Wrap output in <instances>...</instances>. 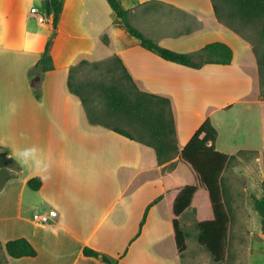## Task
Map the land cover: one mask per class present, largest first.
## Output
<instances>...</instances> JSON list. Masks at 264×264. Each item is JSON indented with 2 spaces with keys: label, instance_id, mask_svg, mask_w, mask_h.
<instances>
[{
  "label": "crops",
  "instance_id": "obj_1",
  "mask_svg": "<svg viewBox=\"0 0 264 264\" xmlns=\"http://www.w3.org/2000/svg\"><path fill=\"white\" fill-rule=\"evenodd\" d=\"M119 1L128 11L129 23L155 43L197 60L204 45L219 41L232 49L231 62L194 68L165 60L116 23L107 0H63L54 31L49 0H0V247L9 258L7 264H106L84 255L85 247L116 258L118 264H188L190 257L186 262L184 258L191 222L199 251L206 253L198 243L196 226L213 216L205 189L195 192L191 206L178 218L186 234L182 256L172 226L174 198L185 185L197 183L178 155L206 118L217 130L215 148L234 155L221 176L225 197L229 191L235 196L237 178L240 189L263 196L258 190L264 165L257 163L256 169L253 165L264 159L258 59L251 42L235 31L260 30L262 17L242 12L227 0ZM52 35L53 68L42 74L37 99L29 70ZM110 59L119 61L139 90L170 99L178 151L165 163L157 162L153 147L91 123L85 105L69 90L71 66L81 60ZM211 76L218 81L225 76L226 83L219 86ZM188 80L196 84L209 80L211 85L203 86L217 90V95L194 83L206 94L187 93ZM33 145L41 150L46 167L18 163L19 151ZM34 176L42 181L38 190L27 186ZM50 209L56 211L50 222L33 220L34 213ZM18 237L35 247V256L6 255L3 244ZM254 252L262 255L264 249Z\"/></svg>",
  "mask_w": 264,
  "mask_h": 264
},
{
  "label": "trees",
  "instance_id": "obj_2",
  "mask_svg": "<svg viewBox=\"0 0 264 264\" xmlns=\"http://www.w3.org/2000/svg\"><path fill=\"white\" fill-rule=\"evenodd\" d=\"M227 1L238 6L239 10L242 12L252 11L255 15L258 14L262 17L263 25L259 31L261 38L264 40V0ZM107 2L116 16V23L123 27L129 35L138 39L139 44L143 48L156 53L165 60L194 68H198L207 63L229 64L231 62L232 49L226 43L219 41L204 45L201 49V53L198 54L199 59L197 60H195L191 54L177 52L163 47L146 37L140 30L129 23L128 11L121 5L119 0H107ZM62 7L63 0H49L53 31L57 27ZM241 30L242 29H235L236 32ZM52 38L53 35L46 41L39 60L35 63L34 67L29 70V76L34 75L36 77L35 81H31V88L37 99L40 98L42 74L53 68L50 55ZM86 63L88 62L81 60L79 63L69 68L68 87L71 92L79 96L81 102L85 105L89 121L94 124L108 126L128 138L137 139L153 147L159 164L165 163L173 158L178 150L176 146L174 116L170 99L163 95L141 91L137 87L135 92H127L115 84H109L103 87L106 104L111 110L124 113L131 117H138L142 122L147 133V140L136 138L122 129L105 123L102 120V116H99L89 108L88 99L84 96L82 87L73 83V72L79 66ZM126 76L131 80L128 73H126ZM131 82L133 83L132 80ZM216 138L217 130L212 125L209 118H206L180 151L178 159L191 168L197 178V183L185 185L174 198L172 202V226L176 249L179 255L182 256L186 248V234L181 228L178 218L184 210L191 206L195 192L200 187L205 189L208 194L213 216L211 219L197 223V240L211 255L213 261L219 264L226 259L230 224L229 201L225 197L221 176L225 166L234 158V155L218 151L215 148ZM41 184L42 181L39 176H34L27 180V186L31 190H38ZM251 198L252 207L260 217V229L261 233L264 235V196L257 197L251 195ZM144 217L145 215L140 225L143 223ZM3 249L10 258L32 257L37 253L35 247L25 237L7 240L3 244ZM83 254L98 257L106 264H118L116 258L91 248L85 247L83 249Z\"/></svg>",
  "mask_w": 264,
  "mask_h": 264
},
{
  "label": "rangeland",
  "instance_id": "obj_3",
  "mask_svg": "<svg viewBox=\"0 0 264 264\" xmlns=\"http://www.w3.org/2000/svg\"><path fill=\"white\" fill-rule=\"evenodd\" d=\"M239 32L251 42L256 53L259 67V84L261 93L264 95V40L260 36L259 29L254 31L241 30ZM33 77V81H35L36 77L34 75ZM73 83L82 87L83 94L88 99L89 108L99 116H102V120L105 123L122 129L136 138L147 140L145 127L138 117L115 112L106 104L104 86L115 84L127 92H135L137 87L127 78L125 70L117 59L88 62L79 66L73 72ZM257 163L260 166L264 165V159L258 158L254 161L255 169ZM252 174L256 176L255 172ZM241 183V180L237 178L233 190L235 196L231 197L229 190V196H226L230 207V224L226 259L219 264H246L247 262L250 264H263L264 262V254L261 255L254 252L259 248L264 249V235L260 232L259 216L252 207L251 195H255V193L240 189ZM261 188L258 190V194H263L264 196V180L261 183ZM187 230L189 233V237L186 240L188 249L184 262H186L187 257H190L188 264H217L209 258L208 252L206 254L199 251L192 222L188 225ZM5 257L0 247V264H7L6 259L9 258Z\"/></svg>",
  "mask_w": 264,
  "mask_h": 264
},
{
  "label": "bare ground",
  "instance_id": "obj_4",
  "mask_svg": "<svg viewBox=\"0 0 264 264\" xmlns=\"http://www.w3.org/2000/svg\"><path fill=\"white\" fill-rule=\"evenodd\" d=\"M171 68H173V67H171ZM173 69H174V68H173ZM175 69H176V68H175ZM179 69H181V68H178V70H179ZM178 70H176V71L178 72ZM184 70H185V69H183L182 71H184ZM222 71H223V70H222ZM222 71H221V72H222ZM186 72H190V71H186ZM186 72H184V73H186ZM216 72H217V71H216ZM226 72H228V71H226ZM170 73H171V72H170ZM172 73H173V72H172ZM180 73H181V71H180ZM190 73H191V72H190ZM204 73H205V72H204ZM217 73H218V72H217ZM223 73H224V72H223ZM228 73L230 74L231 72L229 71ZM237 73H238V72H237ZM178 74H179V73H178ZM181 74H182V73H181ZM212 74H213V72H212ZM226 74H227V73H226ZM229 74H227V75H229ZM240 74H241V73H240ZM182 75H183V74H182ZM185 75H186V74H185ZM191 75H193V74H191ZM195 75H197V74H195ZM204 75H206V74H204ZM232 75H233V74H232ZM232 75H231V76H232ZM241 75H242V74H241ZM202 76H203V75H201L199 78H202V79H203ZM214 76H215V74H214ZM214 76H211V78H212V77L214 78ZM220 76H221V74H220ZM164 77H165V76H164ZM180 77H181V76H180ZM215 77H216V76H215ZM217 77H219V76H217ZM224 77H225V76H223L222 79L219 80V81H218L216 78H214V79H216V80L218 81V82H217L218 85H219V82L221 83L220 85H224V84H222V81H224V83H226V80L224 79ZM227 77H228V76H227ZM227 77H226V78H227ZM234 77H235V76H234ZM192 78H193V77H192ZM207 78H208V77H206V78H204V79H207ZM211 78H210L209 80H211ZM213 78H212V80H213ZM230 78H231V77H230ZM230 78H229L228 81H230ZM240 78H241V77H240ZM196 79H197V78H196ZM223 79H224V80H223ZM237 79H238V78H237ZM243 79H244V78H243ZM192 80H193V79H192ZM192 80H191V81L188 80L187 83H185V82H180V85H181L182 83H185V84H187V85L190 87V88L187 89L186 87H188V86L185 85V84H183L184 86H182V87H185V86H186L185 88L187 89V93H190V94H192L193 92H194V93H195V92H196V93H199V91H200V92H203V93L206 94L207 91L204 92V91H201V90H202V89L204 90V88H206V87H208V86L211 85L210 83H208L209 80L205 82V83H207L206 85H208V86H206V87L203 86V85H205V83H202V82L200 81L198 84H196V83H195L196 81H195V82H192ZM240 80H241V79H240ZM166 81H167V80H166ZM175 81H176V80H175ZM175 81H174V82H175ZM204 81H205V80H203V82H204ZM231 81H233V80H231ZM167 82H168V81H167ZM177 82H178V81H177ZM236 82H237V81H236ZM244 82L246 83V81H244ZM163 83H165V82H163ZM168 83H170V81H169ZM172 83H173V82H172ZM189 83H191V84L189 85ZM193 83H194V84H193ZM201 83H202V84H201ZM211 83H212V81H211ZM215 83H216V82H215ZM227 83H230V82H227ZM237 83H239V82H237ZM241 83H242V82H241ZM245 83H243V85H242L243 88L246 87V84H245ZM170 84H171V83H170ZM176 84H177V83H175V86H177ZM192 84H193L195 87H198V88H200V89H201V87H202V89L199 90V89L193 87ZM152 85H153V84H152ZM168 85H169V84H168ZM178 85H179V84H178ZM218 85H217V87H218ZM220 85H219V86H220ZM239 85H240V84H239ZM244 85H245V86H244ZM154 86H155V85H154ZM158 86H159V85H158ZM175 86H174V87H175ZM200 86H201V87H200ZM214 86H215V84H214ZM234 86H235V85H234ZM242 86H241V88H242ZM168 87H169V88H173V86H168ZM182 87H180V88H182ZM191 87L193 88V90L195 89V91L191 90V89H192ZM203 87H204V88H203ZM235 87H236V86H235ZM175 88H177V87H175ZM185 88H182V89H185ZM238 88H240V87H238ZM177 89H179V87H178ZM177 89H176V90H177ZM207 89H210V88L208 87ZM211 89H212V88H211ZM211 89H210V90H211ZM188 90H190V92H188ZM196 90H197V91H196ZM212 90H214V89H212ZM232 90H233V89H232ZM236 90H237V89H236ZM238 90H239V89H238ZM179 91H180V89H179ZM181 91H184V90H181ZM185 91H186V90H185ZM215 91H217V90H214V92H215ZM221 91H222V90H221ZM239 91H240V90H239ZM239 91H238V92L236 91V93H237V94L240 93ZM244 91H245V90H243L242 92H244ZM170 92H171V91H170ZM176 92H177V91H176ZM191 92H192V93H191ZM209 92H210V91H209ZM209 92H208V94H210ZM219 92H220V91H219ZM219 92H218V94H219ZM172 93H173V92H172ZM174 93H175V92H174ZM178 93H180V92H178ZM194 93H193V94H194ZM203 93H201V94H203ZM182 94H185V93L183 92ZM182 94H180V95H181V96H184V95H182ZM190 94H189V96H191ZM205 94H204V95H205ZM215 94H216V92H215ZM237 94H234V95H237ZM242 94H244V93H242ZM180 95H179V96H180ZM186 95H187V94H186ZM197 95L199 96V94H197ZM216 95H217V94H216ZM239 95H240V94H239ZM192 97H193V96H192ZM195 97H196V96H195ZM178 98L183 99V97H182V98H181V97H178Z\"/></svg>",
  "mask_w": 264,
  "mask_h": 264
},
{
  "label": "clouds",
  "instance_id": "obj_5",
  "mask_svg": "<svg viewBox=\"0 0 264 264\" xmlns=\"http://www.w3.org/2000/svg\"><path fill=\"white\" fill-rule=\"evenodd\" d=\"M40 149L33 145L29 147H25L19 151V159L18 163L24 166H34L36 168L46 167L44 162L40 156Z\"/></svg>",
  "mask_w": 264,
  "mask_h": 264
},
{
  "label": "built area",
  "instance_id": "obj_6",
  "mask_svg": "<svg viewBox=\"0 0 264 264\" xmlns=\"http://www.w3.org/2000/svg\"><path fill=\"white\" fill-rule=\"evenodd\" d=\"M38 19L42 21L43 17L39 16ZM55 215H56V211L53 209H50L48 211L34 213L32 218L34 221L38 223H47V222H50Z\"/></svg>",
  "mask_w": 264,
  "mask_h": 264
}]
</instances>
